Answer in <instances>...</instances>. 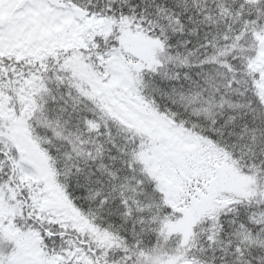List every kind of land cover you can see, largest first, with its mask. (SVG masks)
Returning a JSON list of instances; mask_svg holds the SVG:
<instances>
[{"label":"snow or ice","instance_id":"1","mask_svg":"<svg viewBox=\"0 0 264 264\" xmlns=\"http://www.w3.org/2000/svg\"><path fill=\"white\" fill-rule=\"evenodd\" d=\"M0 264H264V0H0Z\"/></svg>","mask_w":264,"mask_h":264}]
</instances>
